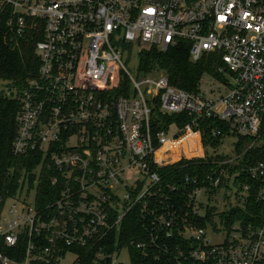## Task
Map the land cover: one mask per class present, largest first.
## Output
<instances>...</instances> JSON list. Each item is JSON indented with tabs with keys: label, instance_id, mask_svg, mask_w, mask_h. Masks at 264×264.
<instances>
[{
	"label": "built area",
	"instance_id": "1",
	"mask_svg": "<svg viewBox=\"0 0 264 264\" xmlns=\"http://www.w3.org/2000/svg\"><path fill=\"white\" fill-rule=\"evenodd\" d=\"M1 18L11 41L34 42L39 65L24 83L0 80V94L20 103L13 153L32 157L17 192L0 194V243L22 249L16 258L0 250V264H83L77 249L86 264H116L121 250L107 253L101 239L120 238L135 210L152 219L144 223L150 238L177 227L192 239L194 264H264V215L230 224L222 216L247 208L251 191L264 202V160L247 156L264 152V0H0ZM182 41L193 62L218 56L223 78L205 75L216 86L187 91L164 70L144 73L138 64L133 74L123 60L142 43L168 50ZM156 107L191 121L153 130ZM206 120L228 127L223 137L211 129L221 135L217 146L204 144ZM228 135L250 140L222 151ZM209 158L217 169L184 179L194 185L193 216L207 219L217 208L212 224L196 226L170 205L180 184L167 182L163 169ZM133 170L140 177L130 183ZM132 244L146 250L144 241Z\"/></svg>",
	"mask_w": 264,
	"mask_h": 264
},
{
	"label": "trees",
	"instance_id": "2",
	"mask_svg": "<svg viewBox=\"0 0 264 264\" xmlns=\"http://www.w3.org/2000/svg\"><path fill=\"white\" fill-rule=\"evenodd\" d=\"M10 33L7 30L4 19H0V80L14 82L16 84L24 83L25 79L38 70V60L36 58L32 41L28 38H21L17 41H11ZM220 59L216 54H206L198 62L190 59V45L188 42H179L168 50H162L158 46H152L150 49L142 50L139 53V69L144 73L154 72L156 70H164L168 74L169 81L172 85L187 91H196L200 85V81L205 75H212L217 78H223L218 73ZM126 84V83H124ZM120 88L116 92H122ZM20 109V103L4 97L0 94V194L12 195L20 188L23 178V171L29 170L32 165V157L17 156L13 153L12 144L17 132L16 119ZM191 118L186 113L166 114L162 113L156 107L151 116V126L153 130L168 128L175 124L179 127L189 123ZM204 144L211 143L217 146L220 137H213L211 129L219 128L222 133L228 131L227 125L218 120H206L202 123ZM250 138L240 137L237 149L241 151L244 144ZM248 158L252 162L264 160V152L262 148H256L247 153ZM208 160H195L194 162H181L163 169L167 182H177L180 184L179 190L171 194L170 205L174 207L178 214L186 218L189 224L196 226L206 225V221L212 224V212L216 211V207L211 208L207 214V219L203 217H195L191 213V206L188 191L193 184H185L184 179L195 176H205L208 172L217 169L218 166ZM232 171L235 168H231ZM213 172V171H212ZM32 176V177H31ZM29 180L35 176L31 175ZM243 180H247L242 175ZM250 182V180L248 181ZM186 188H185V187ZM215 192V191H214ZM251 197L247 208L240 209L237 207L230 208L224 212V216L228 222L234 219H240L245 223L256 221L260 216L264 215V202L258 201L256 190L251 191ZM153 205V204H152ZM145 221L152 222V219L145 220L137 211L131 212L124 219L121 226L120 238H102L101 245L107 253L128 248L131 255V264H194L190 256L194 242L192 239L184 238L180 235L179 229L174 228L173 235L167 237L164 233L153 232L157 238H150L146 235ZM181 224L183 221L181 220ZM215 227V224H213ZM134 242H146V250L137 248ZM0 250L8 254L12 258L18 254L9 250L4 244L0 243ZM82 257L83 264L89 262L90 257H86L85 251L77 249ZM91 255L92 253L89 252ZM12 255V256H11ZM123 264V263H116Z\"/></svg>",
	"mask_w": 264,
	"mask_h": 264
},
{
	"label": "rangeland",
	"instance_id": "3",
	"mask_svg": "<svg viewBox=\"0 0 264 264\" xmlns=\"http://www.w3.org/2000/svg\"><path fill=\"white\" fill-rule=\"evenodd\" d=\"M152 47L151 44L148 43H142L140 46H135L134 47V52L132 53V57H130L128 60L126 59V57H123V60L128 64V66L130 67V70L133 74H136L138 71V64H139V56H138V52L142 51V50H146V49H150ZM201 85L202 87L206 88V89H210L211 86L213 85V83L215 82L214 78L205 76L202 81ZM5 83L0 82V88L4 85ZM216 86V85H213ZM223 137V133L221 134ZM220 135V136H221ZM219 136V137H220ZM238 141V138L233 136V135H228L224 137V142H223V147H222V151H227L230 152L232 151L233 147H234V143H236ZM206 145V144H205ZM140 177L138 171L133 170L128 174V179L130 180V183H134L135 181H137V179ZM141 179V178H140ZM143 180V178H142ZM202 201L204 202V204L209 203L208 199H206L205 197L202 198ZM209 233L212 234L210 235L211 239L213 240V242L215 243H222L224 240V236L223 234L220 233H216L213 231L212 228L209 229ZM118 263H123V264H131V255H130V251L128 250V248H123L120 251V254L118 255L117 258ZM66 263V262H65ZM8 264H23L17 261H10Z\"/></svg>",
	"mask_w": 264,
	"mask_h": 264
},
{
	"label": "water",
	"instance_id": "4",
	"mask_svg": "<svg viewBox=\"0 0 264 264\" xmlns=\"http://www.w3.org/2000/svg\"><path fill=\"white\" fill-rule=\"evenodd\" d=\"M163 73H165V72H163Z\"/></svg>",
	"mask_w": 264,
	"mask_h": 264
}]
</instances>
